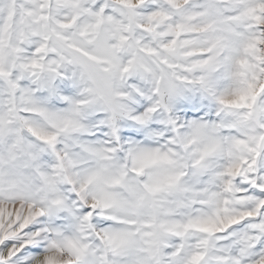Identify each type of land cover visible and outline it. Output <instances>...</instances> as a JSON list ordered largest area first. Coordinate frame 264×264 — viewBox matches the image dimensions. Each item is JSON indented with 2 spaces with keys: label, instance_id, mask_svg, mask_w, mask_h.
Returning <instances> with one entry per match:
<instances>
[{
  "label": "snow or ice",
  "instance_id": "obj_1",
  "mask_svg": "<svg viewBox=\"0 0 264 264\" xmlns=\"http://www.w3.org/2000/svg\"><path fill=\"white\" fill-rule=\"evenodd\" d=\"M0 264H264V0H0Z\"/></svg>",
  "mask_w": 264,
  "mask_h": 264
}]
</instances>
